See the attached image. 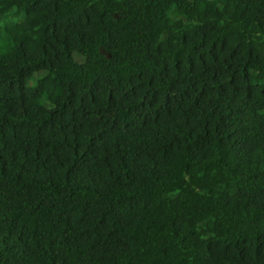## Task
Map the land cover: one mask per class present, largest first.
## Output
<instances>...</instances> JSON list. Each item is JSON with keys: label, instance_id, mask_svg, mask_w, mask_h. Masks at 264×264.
Wrapping results in <instances>:
<instances>
[{"label": "trees", "instance_id": "16d2710c", "mask_svg": "<svg viewBox=\"0 0 264 264\" xmlns=\"http://www.w3.org/2000/svg\"><path fill=\"white\" fill-rule=\"evenodd\" d=\"M0 264H264V0H0Z\"/></svg>", "mask_w": 264, "mask_h": 264}, {"label": "rangeland", "instance_id": "374dc122", "mask_svg": "<svg viewBox=\"0 0 264 264\" xmlns=\"http://www.w3.org/2000/svg\"><path fill=\"white\" fill-rule=\"evenodd\" d=\"M41 104L46 106V107H50L51 106V104L49 102L43 101V100H41Z\"/></svg>", "mask_w": 264, "mask_h": 264}]
</instances>
